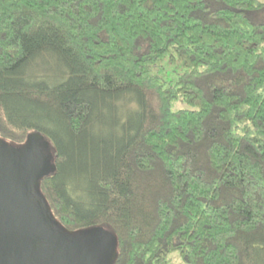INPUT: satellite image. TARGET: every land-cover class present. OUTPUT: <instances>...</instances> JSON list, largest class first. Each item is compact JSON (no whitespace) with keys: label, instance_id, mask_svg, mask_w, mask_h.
<instances>
[{"label":"trees","instance_id":"16d2710c","mask_svg":"<svg viewBox=\"0 0 264 264\" xmlns=\"http://www.w3.org/2000/svg\"><path fill=\"white\" fill-rule=\"evenodd\" d=\"M38 135L114 264H264V0H0V138Z\"/></svg>","mask_w":264,"mask_h":264},{"label":"water","instance_id":"95a60500","mask_svg":"<svg viewBox=\"0 0 264 264\" xmlns=\"http://www.w3.org/2000/svg\"><path fill=\"white\" fill-rule=\"evenodd\" d=\"M42 140L15 147L0 138V264H114L111 233L68 231L52 216L40 190L52 169Z\"/></svg>","mask_w":264,"mask_h":264},{"label":"rangeland","instance_id":"374dc122","mask_svg":"<svg viewBox=\"0 0 264 264\" xmlns=\"http://www.w3.org/2000/svg\"><path fill=\"white\" fill-rule=\"evenodd\" d=\"M183 68L177 60H171L168 56L165 57L156 67H154L153 72L162 76L167 81L173 82L177 75L182 72ZM179 102L174 104V109L184 108ZM42 147L45 148V155L51 161L54 155V150L49 142L45 139L40 141Z\"/></svg>","mask_w":264,"mask_h":264}]
</instances>
